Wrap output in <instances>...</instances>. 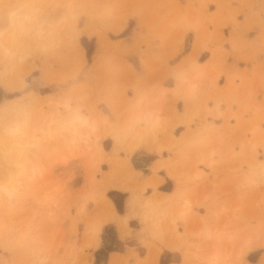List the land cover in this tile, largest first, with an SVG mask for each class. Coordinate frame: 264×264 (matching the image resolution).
I'll list each match as a JSON object with an SVG mask.
<instances>
[{
    "label": "rangeland",
    "instance_id": "1",
    "mask_svg": "<svg viewBox=\"0 0 264 264\" xmlns=\"http://www.w3.org/2000/svg\"><path fill=\"white\" fill-rule=\"evenodd\" d=\"M222 1L231 0H0V109L21 100L31 104L28 136L34 144L19 157L0 154V186L16 193L11 199L0 195V264H96V251L108 246L117 250L100 254L97 264H264V181L243 191L235 186L240 171L264 163V108L255 93L221 96L216 84L222 71L208 61L189 56L174 66L167 62L182 43V50L189 48L191 31L183 41L187 30H202L205 42L221 43V33L206 24H221L220 14L209 9ZM21 7L52 23L55 45L47 52L7 29V14ZM150 48L158 51L149 60L142 55ZM137 52L143 63L148 59V77L136 75ZM167 78L171 88L164 86ZM67 94L85 95L95 120L94 131L74 140L44 129L52 101ZM141 99L159 115L154 128L138 122ZM212 101L216 109L208 105ZM222 102L228 108L220 112ZM103 104L115 121L103 113ZM233 104L239 108L232 110ZM185 113L188 118H181ZM177 124L186 129L174 136L182 128L173 134ZM156 144L158 154L166 149L168 155L150 168H166L173 187L159 189L168 192L145 177L153 155L133 154ZM8 145L0 140V149ZM119 148L131 156L134 171L123 169ZM33 167L36 179L29 180ZM115 178L127 183L130 194L122 233L124 213L108 195L116 191L113 197L123 206L124 194L110 188ZM108 198L121 216L96 230L109 217ZM132 217L140 230L136 247H127L135 244L123 241ZM163 247L167 252L159 258Z\"/></svg>",
    "mask_w": 264,
    "mask_h": 264
},
{
    "label": "crops",
    "instance_id": "2",
    "mask_svg": "<svg viewBox=\"0 0 264 264\" xmlns=\"http://www.w3.org/2000/svg\"><path fill=\"white\" fill-rule=\"evenodd\" d=\"M222 2L223 5H220L219 7L215 6V8L209 9L210 13L216 12L220 14L221 24L218 25V27L216 28H214L213 25L209 26V24H206L208 30H213L214 33H217L219 35L221 33L222 35L221 43L210 44V42L208 41L205 42L204 39L206 35L205 36L202 35L203 32L202 30L198 31V34H196V32H194L193 30H187L184 33L183 41L187 36L188 32L191 31L192 36H190V39L191 38L192 39L189 48L186 50H182L184 45V43H182V46L179 48V52L169 57L167 62L170 66H174L178 62L184 59H188L189 56H192L193 59H195L199 63L208 61L210 66H213L216 71H222L216 84L220 89L219 94L221 96L227 97L237 92L241 98H246L247 96L250 97V95L255 93L256 99L261 102V107L264 108V0H231L229 2H224V1ZM196 36H197L198 49L193 50L194 40ZM131 44L134 47L137 46L134 39L131 40ZM153 44H149V45H153ZM155 44L157 43L155 42ZM218 44L220 46L214 47ZM141 48H143V46ZM157 51H158L157 48H150L148 53L146 55L143 54L142 56L144 57L147 56V58L150 60L151 58H154L155 53ZM205 51H208V53H206L205 59L202 60L200 56L203 53H205ZM132 55L133 58L136 59L137 61V65L136 66L133 65L136 75L144 78L148 77L149 69L146 66V64H148L147 62L148 59L145 61V63H143L141 56H139L138 52L132 53ZM164 86L171 88L172 79L167 78L164 82ZM133 95L134 93L132 91H126L125 96L132 97ZM176 104H177L176 107L178 113L182 114L185 110V105H184L185 101L180 97V99L176 100ZM178 104L181 106L179 107ZM208 105L210 107L215 106L216 109V105L214 104L213 101L210 102ZM227 108L228 107L226 106L225 102L220 103V105L218 106L220 112L225 111ZM238 108L234 104L231 106L232 110H236ZM240 108L247 109V105L243 104L240 106ZM102 110L103 113H106V115L112 121H115V114L114 112L111 111L108 105L103 104ZM181 118L187 119L188 114L185 113V115H183ZM207 121L212 122L215 125H219L223 123V120H213V118H207ZM230 123H233V120H230ZM178 126H181L182 128L180 132L178 134H175L174 136H179V134L186 129L185 124L174 125L172 129L173 134ZM108 140H105V142ZM112 146H113V141L111 140V146L109 147V149H106L107 151L105 152L109 153ZM157 147L158 146L156 144L153 147V150L150 151L147 147L141 145V147L138 150H136L133 154L136 153L139 155L141 154L153 155V159L147 165L148 171L145 173L146 174L145 177L151 178V180L156 184L157 190L162 192H168L170 190L159 189L161 185L167 183L171 184V189L173 187V180L167 175L166 168H159L155 172L150 168L151 166L156 164V162H158L160 158H162L163 156L166 157L168 155L166 154L167 153L166 149H161L160 154H158ZM117 156L120 158H125L124 162H126L125 164L126 166H124L123 168L125 172L128 169L134 171L129 159V157L131 156H128L121 148H119ZM126 184L127 183H125L123 180H116L115 178L112 182V187H110L111 189L118 190V192L124 194L123 211H122V213H124L122 215L124 216L130 215L128 212L130 209L129 207L130 194L129 192H127L128 189ZM106 202H107L106 204H108L109 202L112 205L111 208L114 210L113 217H116V215L121 216V214L117 213L114 205L112 204V201L109 198L107 199ZM124 216L122 218H119L118 227L120 229V232H121L120 222L122 221ZM135 220L137 221L136 218L133 217L129 218L128 227L130 228V233L123 240V241L133 240L135 244H132L131 246L129 245L127 247H136L135 246L137 243L136 236L139 233L140 224L138 223L135 226L131 225V222ZM126 224H127V219H126ZM107 225H112L115 227L113 223ZM116 234L117 237L119 238L117 231ZM100 244H102V240ZM162 249L163 250L159 258L163 253L167 252V249H165L164 247ZM125 251L126 248L122 252ZM159 258L157 260V263L159 262Z\"/></svg>",
    "mask_w": 264,
    "mask_h": 264
},
{
    "label": "clouds",
    "instance_id": "3",
    "mask_svg": "<svg viewBox=\"0 0 264 264\" xmlns=\"http://www.w3.org/2000/svg\"><path fill=\"white\" fill-rule=\"evenodd\" d=\"M5 24L8 30L29 40L37 51L47 52L55 45L52 23L46 18H36L26 8L21 7L9 12ZM0 35L4 33L0 32ZM27 58L28 54L21 55L20 61L23 62ZM86 105L85 95L67 94L55 99L51 103V111L44 123V129L72 140L94 131L95 120L87 111ZM137 105L142 106L138 114V122L154 128L159 123L158 113L143 99L137 101ZM31 118V104L25 100L0 109V140H6L10 145L9 154L19 157L34 147L28 136ZM28 179H36L34 167ZM261 181H264V163L240 171L235 178V186L237 191H243L257 186ZM15 194L13 189L0 186V195L11 199Z\"/></svg>",
    "mask_w": 264,
    "mask_h": 264
},
{
    "label": "bare ground",
    "instance_id": "4",
    "mask_svg": "<svg viewBox=\"0 0 264 264\" xmlns=\"http://www.w3.org/2000/svg\"><path fill=\"white\" fill-rule=\"evenodd\" d=\"M98 139V138H97ZM100 140V139H99ZM97 143V142H96ZM99 144V143H98ZM9 147H10V145H8ZM8 147V148H9ZM1 148H2V146H1ZM6 149V148H4V150L3 149H0L1 151H0V154H5L6 152H7V155L5 154V156H8V150L9 149ZM29 151V150H28ZM26 153V152H25ZM2 156V155H1ZM24 157V156H23ZM8 158H10V157H7V159ZM25 158V157H24ZM17 159V158H16ZM19 159V158H18ZM7 161H9V159L7 160ZM17 161V160H16ZM22 161V160H21ZM14 163H16L15 161H13ZM7 163V162H6ZM11 163V161H9V164ZM17 163H18V161H17ZM20 163V162H19ZM8 164V165H9ZM7 165V164H6ZM19 165V164H18ZM18 165L16 164V166L18 167ZM13 166H15V165H13ZM19 167H22V170H20V172L21 173H23L22 171H24V173H25V170H23V166H19ZM10 168V167H9ZM16 168V167H15ZM5 171V170H4ZM10 171V169L8 170V172ZM12 171H13V169H12ZM16 171H18V170H16ZM15 171V172H16ZM20 173V174H21ZM24 173H23V175H24ZM18 174H19V172H18ZM3 177V176H2ZM1 177V178H2ZM6 178V177H5ZM8 179H10V177H8ZM12 180V179H11ZM3 185V184H2ZM1 185V186H2ZM10 185V184H9ZM4 186V185H3ZM103 195V194H102ZM158 198V197H157ZM109 204V205H108ZM108 204H106V210H108L107 212H109L107 215L109 216L107 219H109V218H112L113 217V212H114V210L111 208L112 207V205L108 202ZM112 209V210H111ZM105 210V211H106ZM141 210H143V209H141ZM143 212V211H142ZM127 216V215H126ZM126 216H124V218L122 219V221L120 222V228H121V231H124L125 232V225H126ZM107 219H103V220H107ZM101 220V219H100ZM103 220L102 221H99L98 223H97V226H95L96 227V230H98V229H100L101 228V226H102V222H103ZM112 260V259H111ZM111 262V261H110Z\"/></svg>",
    "mask_w": 264,
    "mask_h": 264
},
{
    "label": "trees",
    "instance_id": "5",
    "mask_svg": "<svg viewBox=\"0 0 264 264\" xmlns=\"http://www.w3.org/2000/svg\"><path fill=\"white\" fill-rule=\"evenodd\" d=\"M90 54H91V49H87V56L90 57ZM136 166V165H135ZM117 193L116 191H109L108 195L112 198L115 206H116V209L119 211V212H122V202L118 201L116 198L113 197V194ZM120 195H123L120 193ZM124 197V196H123ZM113 250H117V248L115 247H112V246H108V247H105L104 249H99L96 251V258H95V263L97 264L98 261H99V255L102 254L104 252L105 255H107V253L109 251H113Z\"/></svg>",
    "mask_w": 264,
    "mask_h": 264
}]
</instances>
